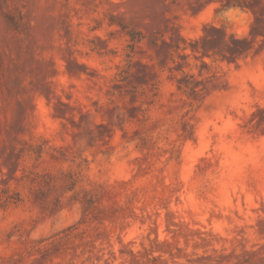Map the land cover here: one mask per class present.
<instances>
[{"label":"rangeland","instance_id":"rangeland-1","mask_svg":"<svg viewBox=\"0 0 264 264\" xmlns=\"http://www.w3.org/2000/svg\"><path fill=\"white\" fill-rule=\"evenodd\" d=\"M1 10L0 264H264V0Z\"/></svg>","mask_w":264,"mask_h":264},{"label":"trees","instance_id":"trees-1","mask_svg":"<svg viewBox=\"0 0 264 264\" xmlns=\"http://www.w3.org/2000/svg\"><path fill=\"white\" fill-rule=\"evenodd\" d=\"M0 16L4 19L7 26L15 33H19L21 30L22 17L19 12H2L1 0H0ZM140 34H136V37L131 35V41L137 43L141 40Z\"/></svg>","mask_w":264,"mask_h":264}]
</instances>
